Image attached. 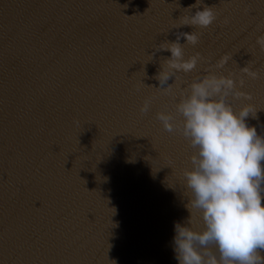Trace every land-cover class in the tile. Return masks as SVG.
<instances>
[{"label":"water","instance_id":"obj_1","mask_svg":"<svg viewBox=\"0 0 264 264\" xmlns=\"http://www.w3.org/2000/svg\"><path fill=\"white\" fill-rule=\"evenodd\" d=\"M195 3L0 0V264H179L194 149L157 119L176 101L154 79L171 53L151 54L177 32L202 33L195 46L181 38L185 58H204L181 80L226 54L224 75L252 61L260 78L243 74L242 90L264 109V0H203L216 6L211 26L174 28ZM186 86L176 82L177 99ZM257 115L247 122L264 134Z\"/></svg>","mask_w":264,"mask_h":264},{"label":"clouds","instance_id":"obj_2","mask_svg":"<svg viewBox=\"0 0 264 264\" xmlns=\"http://www.w3.org/2000/svg\"><path fill=\"white\" fill-rule=\"evenodd\" d=\"M202 4L203 0H196L184 8L173 27L211 26L217 19L216 6L203 4L201 10ZM224 23H229L227 17ZM201 34L177 32L175 41H162L151 54L154 58L156 52L171 53L161 59L154 79L159 81L157 90L176 101L174 112L159 111L157 119L165 131L179 132L194 149L191 167L182 172L190 215L184 223L175 224L176 259L179 264H264V134L247 122L249 117L258 119L264 109L251 102L250 92L242 90L243 74L256 80L260 72L248 61L239 68V77L235 71L218 73L215 69L224 68L232 59L226 54L214 65L209 63L205 75L190 83L181 80L180 73L192 72L204 59L200 53L185 58L181 38L195 46ZM256 44L264 51V35L256 38ZM173 77L174 83L169 84ZM177 81L187 85L178 99L173 90ZM229 98L247 102L237 110ZM151 103V98L145 99L141 114L149 112Z\"/></svg>","mask_w":264,"mask_h":264}]
</instances>
